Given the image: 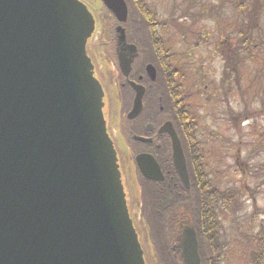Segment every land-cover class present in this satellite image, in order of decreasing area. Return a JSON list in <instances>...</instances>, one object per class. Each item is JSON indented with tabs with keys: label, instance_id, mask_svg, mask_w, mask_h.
<instances>
[{
	"label": "water",
	"instance_id": "1",
	"mask_svg": "<svg viewBox=\"0 0 264 264\" xmlns=\"http://www.w3.org/2000/svg\"><path fill=\"white\" fill-rule=\"evenodd\" d=\"M101 1L120 24L128 21L125 0ZM98 32V16L82 0H0V264H148L94 60ZM116 34L128 78L137 47L122 25ZM147 71L155 80L154 67ZM131 84L132 120L145 88ZM161 132L172 137L189 189L172 123ZM137 163L146 178L164 180L152 156ZM180 242L184 264H202L193 226Z\"/></svg>",
	"mask_w": 264,
	"mask_h": 264
},
{
	"label": "rangeland",
	"instance_id": "2",
	"mask_svg": "<svg viewBox=\"0 0 264 264\" xmlns=\"http://www.w3.org/2000/svg\"><path fill=\"white\" fill-rule=\"evenodd\" d=\"M85 1L101 16V33L93 41L97 48L94 60L109 97L112 134L117 138V144H120L119 136L122 140L126 136L132 143L129 150L124 147L125 150L122 149L121 153L129 163L128 174L131 180L133 178L136 185L141 181L143 186V178L138 174L135 164V155L131 153L136 144L131 140L133 134L125 117L133 99L129 91L122 92L124 88L121 84L125 81L113 60L116 22L100 0ZM258 2V16L253 19L254 22L252 20L253 29L250 30V19L247 17L249 10L239 17L236 11L237 0H147L160 19L174 21L164 32L166 48H173L174 53L184 55L187 62L191 60L189 65L195 64L197 68L196 79L200 83L193 84L190 80L188 89L191 93L192 112L199 117V135L203 140L201 148L208 174L213 180L219 181L222 190L241 187L246 177V184L257 191L256 199H244L242 211L236 214L229 209L221 211L222 228L218 239L222 244L217 245H224L225 250L220 264H252L253 254L262 249L261 242L253 240L256 235L264 234V0ZM133 9L135 5H132ZM245 27L249 28L251 45L254 47L247 54L240 52L236 44L239 32ZM241 33L243 37L244 30ZM150 45L146 42V50L152 49ZM188 54L192 58H188ZM231 59H236L234 64L237 73L223 84L226 69L231 68L228 62L233 63ZM148 60L154 61V55L150 54ZM187 71V75L191 76V68H187ZM205 86L211 88L206 92ZM230 108L243 114L259 112L258 115L261 116L245 121L239 129L231 122ZM245 170L256 173L258 179L249 177V172L248 175ZM136 185H132L133 188L130 189L133 190L134 197L137 196V202L139 201L137 210L138 215L141 213V225L145 232V243L143 240L142 243L147 262L173 264L171 250L175 247L174 236L180 228V217H177L175 225L170 223L167 226L166 222L163 224L162 214L167 210L170 199L162 203V206L148 207L142 199L146 193ZM232 197L236 198L235 195ZM255 200L257 211L254 210ZM148 214L150 220L146 221ZM155 231L160 241L156 236L153 237ZM211 233L210 230L209 233L202 230L201 236L205 243L210 241ZM167 237L171 244H168Z\"/></svg>",
	"mask_w": 264,
	"mask_h": 264
},
{
	"label": "trees",
	"instance_id": "3",
	"mask_svg": "<svg viewBox=\"0 0 264 264\" xmlns=\"http://www.w3.org/2000/svg\"><path fill=\"white\" fill-rule=\"evenodd\" d=\"M129 3V7L131 9L130 14V21H129V36L131 37V41L138 44L140 48H147L146 42L150 43L152 48H166V45H162V39L164 35L165 28L159 30L153 27V23L157 22L156 12L152 9L150 5H148L147 0H127ZM258 0H237L236 11L239 17H242L243 14H246L249 10V27L250 30L253 29V22L257 18L258 8H257ZM135 5V9L132 10V5ZM148 10L149 14H153L151 16L153 18L148 19L145 21L142 18V13ZM134 11V13H133ZM254 19V20H253ZM253 20V22H252ZM244 30L245 35L241 37L243 34L241 33ZM240 37L238 38L236 44L238 50L240 52H245L246 54L249 52L250 48H253L251 45V33L248 27L243 28L240 32ZM141 37V39H140ZM133 38V39H132ZM234 48V47H233ZM234 59V58H233ZM233 59H231L233 61ZM236 61V59L234 60ZM230 65V70L226 69L225 73V80L223 84L227 83L228 79H231L234 73H237V67L235 68V62ZM228 65V67H229ZM141 71H137V73H141ZM179 75L185 76L187 75V71L184 68L178 71ZM182 100L181 102L184 103V114L186 116L185 119H181L178 116L175 118L177 119L178 126L182 132L185 130L184 123H188L189 126V137H186L185 141L194 142L195 147L201 152L197 153L195 158L191 160L190 166V175H191V189L186 190L184 187L183 189L186 190L188 193V197H178L176 194L170 195L168 194V189L159 187V190L156 191V197H152L153 194V187H149V195L150 197L157 200L156 205L158 207L162 206L167 199H170L168 202L167 210L165 213L162 214V223L165 225H170V223H176V215H180L184 213L194 225L198 239L200 244V252L202 261L204 264H220L222 261V257L224 255L225 247L222 243L219 242L218 235L220 229L222 228V223L220 221V213L224 209H229L236 214L240 212L244 208V199L251 198L256 199V190L251 189L246 184V177L244 178V182L242 183L241 187H234L227 188L222 190L219 181L213 180L207 172L206 164L204 165V154L202 152V144L203 140L199 135V117L196 113L192 112L191 105L189 102V98L187 93L184 90V86L180 89ZM177 96H175L176 98ZM231 112V122L235 127L241 128L242 123L250 119H256L261 115H258L259 112L256 113H238L234 112L232 108H230ZM186 135V134H185ZM193 145V144H192ZM259 171V170H258ZM257 171V172H258ZM246 174L249 172V177L254 179L256 178V173H250V171L245 170ZM259 186V184H257ZM259 188V187H258ZM234 189V190H233ZM236 196L234 199L232 196ZM255 207L254 210L257 211V203L255 200ZM179 213V214H178ZM169 216V220H168ZM205 229L206 233H209V230L212 232L210 234V241L204 242L201 236L202 230ZM206 237V240L208 239ZM214 240V241H213ZM254 241L259 240L261 242L260 248L261 251L259 253L253 254L252 257V264H264V234L256 235L253 239ZM219 246H218V245ZM213 245V247L211 246ZM206 246V247H205ZM219 247V248H218Z\"/></svg>",
	"mask_w": 264,
	"mask_h": 264
},
{
	"label": "flooded vegetation",
	"instance_id": "4",
	"mask_svg": "<svg viewBox=\"0 0 264 264\" xmlns=\"http://www.w3.org/2000/svg\"><path fill=\"white\" fill-rule=\"evenodd\" d=\"M146 49L148 48H138L137 54L139 57H137L134 60V64H133L134 69L135 66L137 67L138 65L141 68L143 67V65L139 64V62L142 58H144V56L149 51ZM152 49H154V56L156 58V62H154L153 64L157 68L158 77L161 76L162 80H158V83L154 86V84L150 82L149 79L142 74V72L137 73L132 71L130 80L139 84H143L146 88V94L143 100L144 107L141 114L134 120H128L127 124L131 127L130 131L133 134L131 140L136 144V146L133 148L131 152L132 155H135V158H137L140 155H151L152 157H154L158 162V164L160 165L161 171L165 176V180L163 182H152L145 179L141 175L139 165L137 163V160L135 159V164L137 167L138 174H140V176H142V178L145 180L143 181L144 184L143 186L140 183L141 181H139L136 185V181L133 180V178L131 180L128 174L129 163L122 156L120 158L122 165H124L125 169L127 168L126 170L127 176L125 175V180L128 186L127 189L129 194L128 199L132 211V216L134 218L136 227L143 241H144L145 232H144V228L141 225L142 223L141 213L138 215V210H137L139 201L137 202V196L134 197L133 190L130 189L132 185L133 187H135V185L138 186L139 188L142 189V191H144L143 187L146 188L145 185H150L151 187L153 186L152 197H156V193H157L156 191L159 190V187H162L161 189L167 188L168 189L167 192L170 195L176 194L178 197H184V196L185 198L188 197V193L186 192V190L183 189V184L180 181L175 168L172 137L168 133L160 132L161 127L165 125L167 122L171 121L174 124V122H176L175 121L176 116H178L181 119L186 118L184 114L185 111L184 105L181 102L182 98L180 96L179 88H178L179 85L181 84L178 82L179 78L173 76L172 72L169 71L170 69L169 62H172L170 60L172 51L167 50L169 48H152ZM140 80L142 82H140ZM176 81L179 83V85H177V87L175 88ZM121 86L122 88H124L122 89V92L129 91L130 95L132 94L135 96V91L133 87L128 84L127 80H125V82H123ZM176 95L177 97L175 98ZM124 104L125 105L127 104L126 100ZM132 106L133 104H131V106L129 107L130 110L132 109ZM184 126H185L184 132L181 131L178 124H176L175 128L178 133V136L181 139L187 160V166L190 172L191 160L192 158H195L197 156V153L199 154V151L195 147V145H192L190 141L184 140L186 137L190 139L189 137L190 132L188 131L189 130L188 123L187 122L184 123ZM136 137L137 138L140 137L143 140L138 139L139 140L138 141L136 140ZM119 140H120V144L118 145L120 146L121 150L122 149L125 150V148L129 150V148L132 147V143H130V141L127 139L126 136L123 139L124 141L122 140V137L120 138L119 136ZM143 196H142L143 202H146V205L148 207H152L151 203L154 204L157 202V200L150 197V195L147 194V192L145 194V197ZM142 218H143V210H142ZM149 220L150 217L148 214V219L146 218V221ZM187 221L189 220L183 221V225L181 224L180 228H182L183 226L185 227V222ZM149 229L151 230V227H149ZM181 235H182L181 230H178L175 233L174 236L175 243L173 244V246L177 244L176 241L179 240V237ZM155 236L158 239V235L156 231L153 232V237ZM171 251H173V260L176 261V258L179 259L181 254L179 252L178 247L175 246L174 248H172Z\"/></svg>",
	"mask_w": 264,
	"mask_h": 264
}]
</instances>
